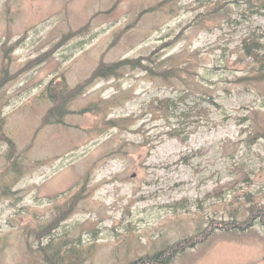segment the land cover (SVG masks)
<instances>
[{"label":"rangeland","instance_id":"obj_1","mask_svg":"<svg viewBox=\"0 0 264 264\" xmlns=\"http://www.w3.org/2000/svg\"><path fill=\"white\" fill-rule=\"evenodd\" d=\"M262 1L0 0V264L60 242L125 264L201 232L170 264H264L261 223L220 225L264 204ZM130 59L152 71L90 79Z\"/></svg>","mask_w":264,"mask_h":264},{"label":"trees","instance_id":"obj_2","mask_svg":"<svg viewBox=\"0 0 264 264\" xmlns=\"http://www.w3.org/2000/svg\"><path fill=\"white\" fill-rule=\"evenodd\" d=\"M258 7L262 8V11L264 13V0L261 2V4ZM257 43H258L257 41H254L253 43H250V45H247L245 47V52L248 56L258 57L259 55L258 50H260L261 47ZM131 64L133 67H138V68H142L145 70L147 69L146 71H149V72L152 71L151 68L147 66H143L140 59L120 60L118 63H112L108 65L100 63L99 65H97L96 70L91 73L90 79L96 78V77L108 78V77L118 76V74H120L119 73L120 67L131 65ZM171 69L172 68H169L168 71H164L163 73L164 79H168L169 75L172 74ZM5 72L6 74H5L4 79L3 80L0 79V89L5 84V82H8L9 79H12L11 75L8 74L9 72L7 70H5ZM62 83L64 82L59 81L57 85H60ZM83 83H88V80ZM81 86L83 85L78 86V88L76 89H68L66 87L68 90L67 92L68 95L62 96L61 99H63V102H66L67 99L70 98V96L74 95L77 91H79ZM61 99L58 97V94L55 90L53 94V100H57L61 104L62 102ZM58 111H60V108L57 105V107L50 109V112H48V114L54 115ZM113 121L115 120H111V122ZM115 122L117 123V121ZM5 137L6 136H4L2 139L5 140ZM7 140L9 139L7 138ZM246 209L248 212V215L246 216V218H244L243 220L237 219L235 215L233 219H228V220L222 219V223H220L221 227L225 228L226 230L237 229V230L244 231L247 228H250L253 225H255L256 222L261 223V225L264 227V204H260V203L253 204V205L248 206ZM205 234L206 233L201 232L199 233V235L197 234L196 237H194L193 239L187 238L180 242H176L174 245L163 248V251H159L151 255L140 256V258L128 261V263H125V264H170L172 257L176 253L183 251V249H185L191 244H196L199 241H203L205 239ZM59 244L60 245H57V246H51L50 244H46L44 246L41 245L40 247H38V251L42 254L41 257H43L45 264H81L82 260L80 258V253L82 251H80L79 249L75 250V249H70V248H68L67 250L66 245L62 244V242H60Z\"/></svg>","mask_w":264,"mask_h":264}]
</instances>
